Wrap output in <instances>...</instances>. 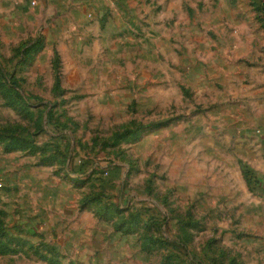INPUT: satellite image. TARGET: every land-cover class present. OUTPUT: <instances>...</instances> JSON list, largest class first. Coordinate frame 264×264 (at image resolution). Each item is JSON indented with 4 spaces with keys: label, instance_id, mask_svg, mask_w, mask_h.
<instances>
[{
    "label": "rangeland",
    "instance_id": "374dc122",
    "mask_svg": "<svg viewBox=\"0 0 264 264\" xmlns=\"http://www.w3.org/2000/svg\"><path fill=\"white\" fill-rule=\"evenodd\" d=\"M263 126L264 0H0V264H264Z\"/></svg>",
    "mask_w": 264,
    "mask_h": 264
},
{
    "label": "crops",
    "instance_id": "0c3cea01",
    "mask_svg": "<svg viewBox=\"0 0 264 264\" xmlns=\"http://www.w3.org/2000/svg\"><path fill=\"white\" fill-rule=\"evenodd\" d=\"M262 129H263V131H264V126L262 127ZM264 143V142H263ZM257 153H259L258 151H257ZM262 154L264 155V152H262Z\"/></svg>",
    "mask_w": 264,
    "mask_h": 264
}]
</instances>
